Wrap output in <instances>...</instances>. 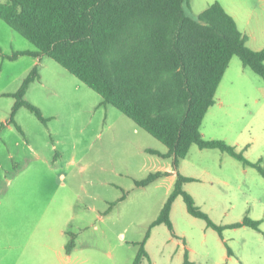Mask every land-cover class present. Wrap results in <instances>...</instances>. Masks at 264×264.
<instances>
[{"label": "rangeland", "instance_id": "374dc122", "mask_svg": "<svg viewBox=\"0 0 264 264\" xmlns=\"http://www.w3.org/2000/svg\"><path fill=\"white\" fill-rule=\"evenodd\" d=\"M215 2L236 13L243 31L248 20L254 34L262 31L264 0H190L188 12L198 16ZM23 51L36 48L0 18V264H133L173 189L166 178L145 188L136 182L172 164L149 152L162 154L167 147L104 105L99 94L54 60L11 59ZM36 61L40 80L25 100L47 122L21 108L14 118L19 131L10 123L15 104L10 94L20 89ZM223 99L226 106L220 109ZM215 102L203 121V138L225 141L251 162L263 159L264 166L262 78L234 57ZM178 172L192 179L184 190L214 223L231 225L249 217L261 221L260 231L227 229L221 238L192 217L179 197L171 212L174 232L154 227L145 247L150 258L142 264H183L186 253L191 264H264V178L259 172L196 145ZM70 234L81 254L56 256L54 249L67 244Z\"/></svg>", "mask_w": 264, "mask_h": 264}, {"label": "trees", "instance_id": "16d2710c", "mask_svg": "<svg viewBox=\"0 0 264 264\" xmlns=\"http://www.w3.org/2000/svg\"><path fill=\"white\" fill-rule=\"evenodd\" d=\"M190 0H4L0 18L29 41L36 51L19 56L48 57L99 94L111 105L167 147L168 152L150 153L172 161L177 179L160 215L151 224L133 264L150 256L146 243L154 227L174 226L171 212L183 197L188 213L206 222L220 237L227 229L249 227L260 231V221L245 217L228 226L214 223L184 190L192 179L178 172L192 146L219 150L255 168L264 178L263 159L253 163L225 141L206 140L203 121L215 104V96L234 57H239L264 82V49L254 51L235 19L218 2L198 16L188 12ZM40 80L34 67L15 99L10 123L17 130L15 115L21 108L46 123L41 110L25 100L30 86ZM157 172L137 187L145 188L165 177ZM66 246L71 254L76 236ZM228 252L231 250L228 247ZM183 264H191L187 253Z\"/></svg>", "mask_w": 264, "mask_h": 264}, {"label": "crops", "instance_id": "0c3cea01", "mask_svg": "<svg viewBox=\"0 0 264 264\" xmlns=\"http://www.w3.org/2000/svg\"><path fill=\"white\" fill-rule=\"evenodd\" d=\"M263 11H264V7H263ZM264 13V12H263ZM230 15L235 19V21L237 22V24H238V27H239V29L242 31V33L244 34V35H246V37H247V46L250 48V49H252V50H254V51H261V50H263L264 49V16H262V22L260 23L259 22V26H261V28H262V31L261 32H259V34L258 35H256V34H254L253 32H252V30L249 28L250 27V20H248L247 21V23H246V28H245V30L243 31L241 28H240V26H239V23H238V20H237V17H236V13L234 14V13H230ZM258 17H260V16H258ZM263 44V45H262ZM31 52H34V51H31ZM36 59H38L37 57H36ZM38 61H36L35 62V66L34 67H36V66H38V64L39 63H37ZM33 67V68H34ZM32 68V69H33ZM5 96H6V94H4ZM215 105H217L216 104V102H215V104H214V106ZM220 109L221 108H224L225 106H226V100L225 99H223V100H221V102H220ZM168 152V151H167ZM167 152H165V153H162V154H166ZM161 159H164V158H162V157H160ZM167 160H170V159H167ZM254 163V162H253ZM158 172H161V173H166L167 175L165 176V177H163V178H166L167 180H168V186H169V190H171V188H173V186H174V184H175V181H176V179H177V172L173 169V167H172V164H171V162L169 161V162H167L166 164H164L163 166H162V169L160 170V171H158ZM162 179V178H161ZM160 180V179H159ZM56 194V191H55V193H54V204L57 202L56 201V198H55V195ZM251 219V218H250ZM253 220V219H252ZM255 221H258V220H255ZM261 222V221H260ZM231 225H233V224H231ZM225 226H228V225H225ZM261 226V225H260ZM63 234L64 235H67L68 234V232L67 231H65V232H63ZM62 235V234H61ZM221 238H223V236L221 237ZM225 245L227 246V247H229L228 246V244L227 243H225ZM66 246H67V244H62V246L61 247H56V249H54V253L56 254V256L57 255H59L61 258H63L64 257V255H63V251H65V253H66V255H67V258L68 259H71L72 257H73V255H75V254H81V251H78V249H77V246L75 245V248H74V250L71 252V254H67V252H66ZM229 249H230V247H229ZM231 250V249H230ZM148 252V251H147ZM149 254V253H148ZM228 254H229V252H228ZM233 255V252H232V250H231V254H229V256H232Z\"/></svg>", "mask_w": 264, "mask_h": 264}]
</instances>
